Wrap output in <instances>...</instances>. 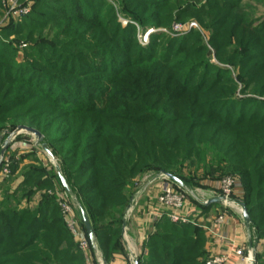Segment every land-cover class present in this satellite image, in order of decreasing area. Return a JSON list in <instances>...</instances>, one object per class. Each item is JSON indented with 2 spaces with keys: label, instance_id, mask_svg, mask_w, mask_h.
I'll return each mask as SVG.
<instances>
[{
  "label": "trees",
  "instance_id": "1",
  "mask_svg": "<svg viewBox=\"0 0 264 264\" xmlns=\"http://www.w3.org/2000/svg\"><path fill=\"white\" fill-rule=\"evenodd\" d=\"M124 1L128 3L125 11L135 14L144 27L168 24L165 20L172 18L171 13L164 15L165 20L161 16L172 6L170 3L157 0L147 6L142 4L147 2L143 0ZM131 2L141 3L132 6ZM71 3L74 13L68 15V20L71 25L78 23L75 33L80 34L81 25L88 27L91 21L81 15L83 3L76 0ZM234 5L230 3L229 11L215 23L219 20L230 26L231 35L237 40L243 42L248 38L243 44L248 47L247 54L239 60L245 91L254 89L259 96H264V31L255 27L253 33L245 32L250 28L246 22L248 15ZM0 7H3L2 0ZM176 11L179 16L188 10L177 8ZM131 29H134L132 25L121 34L118 31L114 38L117 44L106 46L107 50L101 45L88 50L84 59L89 67L84 66L85 70L76 68V65L86 62L77 63L74 59H71L69 68L61 66L62 73L83 76L76 78L79 86L66 85L57 76L51 87H43L50 89L52 95L56 91L52 99L59 105L64 102L59 96L62 91L74 95L75 99L65 102L74 112H37L28 120L25 110L20 112L25 106L21 87L32 82L25 78H11L14 81H10V76L0 78L3 79L0 87L10 79L6 81L9 86L1 96L0 132L6 130L9 122L15 125L14 128L16 124L34 126L46 136L51 129L61 130L52 137L44 136V146L53 148L59 169L76 201L88 214L107 261L120 251L123 217L134 180L146 171L164 170L181 178L191 188L190 181L195 179L198 171L196 166L205 170L208 167V153L219 170L213 169L204 178L217 179L215 173L218 172L239 175L237 178L243 192L240 201L252 218L258 240L264 239V117L253 119L241 115L235 118L230 109H226L228 107L218 108L216 112L212 109L217 100L230 94V85L235 83L228 76L229 72L207 63L206 48H191L182 42L175 49L178 42L173 46L174 40L157 48V45H151L154 37L148 46L142 47L136 44L134 37L129 41ZM115 31L114 27L104 29L101 34L95 33L94 39L111 44L103 37L112 38ZM241 31L243 38L239 35ZM128 43L137 48L134 53L126 50L133 54L132 58H114L116 56L110 54V49ZM215 48L218 53L219 45ZM78 49L81 54L83 49L81 46ZM3 54L0 50V59ZM233 55L237 57L238 54ZM2 68L5 67H1L0 72ZM161 71H164V81L157 87ZM111 72L112 77L103 74ZM80 79L86 81L82 83ZM103 82L108 83V91L102 88L105 87ZM93 84L97 90L90 88ZM47 85L50 86V82ZM84 87L88 88L87 92L82 91ZM112 87L116 88L113 90ZM121 88L130 92L118 93ZM51 103L49 105L53 106ZM10 112L16 113L10 117ZM40 148L34 149L38 151ZM26 157L29 155L20 160ZM186 162L190 170L184 172ZM19 167V162L14 159L9 175L0 186V264H87L84 250L75 240L59 206L58 193L65 195V190L58 168L50 162L44 164L40 161L26 165L21 172L23 181L11 191ZM193 167L196 168L194 172ZM2 169L3 165L0 172ZM39 190H45V193L37 205L31 207L30 202ZM49 190L53 194H49ZM63 197L70 200V196ZM211 206L198 205L204 210ZM154 226L157 230L145 241L146 252L139 260L140 264H205L208 258L201 228L172 223L168 219L155 222ZM168 226L180 235L173 254L167 241L176 238L166 230ZM190 230L194 233L190 234ZM100 249L98 252L102 254Z\"/></svg>",
  "mask_w": 264,
  "mask_h": 264
},
{
  "label": "rangeland",
  "instance_id": "2",
  "mask_svg": "<svg viewBox=\"0 0 264 264\" xmlns=\"http://www.w3.org/2000/svg\"><path fill=\"white\" fill-rule=\"evenodd\" d=\"M73 1L74 0H20V3L24 7H27L29 11L26 15L18 18L8 17L4 13V7H2V9L0 7V50H3L4 52L3 59H0V62H3V64H0V68L3 66L5 67L2 68L0 72V78H7L10 76V79L25 78L32 82L31 84L25 83V86L21 87L23 88L22 91L25 94L23 101L25 102V106L21 107L20 112H24L25 110L28 120L37 112H55V114L57 112H74L70 109V107H68V104L65 103L68 102V100L75 99L73 97L74 95H70L67 91H62L59 96L64 102L62 105H59L56 103L57 100L52 99V97L56 94V91L54 95H52L50 93V89L43 87H51L57 76H60V81L66 85L70 84L74 87L75 85L79 86V81H77L76 78H83V76L73 77L68 72L62 73L61 66L66 69L69 68L71 59H74L77 63L86 62L80 66L76 65V68L85 70V68H83L84 66L89 67V63L84 59V55L86 56V54H88V50H92L95 46L98 47L100 45L105 46L104 50H107L106 46L112 47L117 44L116 40H114L116 33L118 31L120 34L123 33L124 29L130 25H132L135 30L131 29V31H129L128 34L132 36L129 41H132L134 37L136 44L138 43V45L142 47L148 46L150 39L155 38L151 45H157V48L165 46L171 40H174L172 42L173 46L176 42H178L174 47L175 49L180 43L182 44V42L185 46L189 45L191 48H206L204 53L207 63L212 67L224 69L225 72H229L228 76H231L236 85V87L235 85H230L232 87L230 94H228L225 98L217 100L212 109L216 112L224 106L228 107L226 109H230L232 116L235 118L241 115H245L246 117H251L253 119L260 118L261 116L264 117V96H259L258 92L254 89L249 88L245 91L246 87L244 86L242 80L243 73L240 72L241 69L239 67V60L242 59V56L247 54L248 47L243 44L248 41V38L244 39L243 42L239 38L237 40L231 35L230 26H226V23L224 24L219 20L215 23V20L223 18L224 14L229 11L228 8H230V3H232L235 4L234 8L239 9V11L246 12L248 15V21L246 22H248L250 28H246L245 32L253 33L252 29L255 27L262 28L264 31V0H159L163 3L172 4L171 7L165 9L161 13L164 20L166 19L164 17L166 13H171L172 18L169 21L165 20L168 24L165 23L161 26L150 25L147 27H144V25L140 23V20L135 17V14H131L130 11H125L128 4L127 1L76 0L79 3H83L81 15L88 17L91 21L88 24V27L87 25L80 24V34L75 33V29L78 28V23L71 25V22L68 20V15H72V13H74V10L71 8V2ZM143 1H147L146 3L141 1L143 5L146 4L147 6H149L148 4H153V1L157 2V0ZM140 3L131 2V4H133L132 6H136ZM212 5L214 6L213 8H211ZM177 8L188 11L183 15L176 16ZM204 9L208 10L204 11ZM150 12L151 11H149L148 14H151ZM112 27L116 29L115 35L112 38L108 36L103 37L104 39L108 38L111 44L94 39L95 33L101 34V31L104 29L108 30ZM239 35L243 38L242 31ZM217 44L219 45L218 53V47L217 49L215 48ZM80 46L81 49H83L81 54L79 53L80 49H78ZM125 47L127 49H125ZM136 49V47H132V44L128 43L123 47H115L109 51L112 56H116L114 58H123L128 56L132 58L133 54L131 53L130 55V53H127L126 50H130V52L134 53ZM233 52L238 54L237 57L233 55L235 54ZM8 60H11V62H7ZM172 62H174V60ZM8 63H10V67H7ZM20 67V71H17ZM91 70L92 69H88V71ZM88 71L86 70V72ZM103 74H107V76L112 77L113 72L110 74ZM157 78L159 82L156 86L158 87L164 81V71H161ZM10 79H6V81ZM6 81L3 82V86L0 87V105L2 103L1 96L4 93V90L9 86ZM10 81L14 80L11 79ZM80 81L84 83L86 79H80ZM49 82L50 86L47 85ZM102 84L105 86L102 87L105 90L107 89L108 91L110 89V87L106 88V86H108L107 82H103ZM91 87H93V90H97L95 84L90 86V88ZM123 87L127 88L126 86ZM1 88L3 90H1ZM59 88L62 89L63 87L59 86ZM115 88L116 87H112L113 90ZM121 89L122 90H119L118 93L130 92L128 89ZM82 91L87 92L88 88L84 87ZM89 92H92L91 89H89ZM10 98H12V96ZM49 103L53 106L49 105ZM15 113L16 112H10V117H13ZM9 123L10 124L6 126V132L8 133L6 136L9 135V131L11 132L15 129V125L11 122ZM56 123H58V121ZM24 125L28 126V124ZM16 126L19 125L16 124ZM32 127L35 128L34 126ZM60 132L61 130L58 128L56 130L51 129V133H47V136L52 137ZM43 136L47 137L45 134H43ZM17 140L29 146H33V148H39V146L35 145V137L29 134H22L20 137H17ZM256 141L259 143L262 142L259 139ZM41 148L39 149L40 153L38 155L33 154L32 152L25 155H29V157L33 156L32 158H38L40 156L46 162L51 161L52 165L58 168L57 159L49 160L50 157L45 150L46 147L41 145ZM48 148L51 150L52 147L50 148L48 146ZM206 160L208 165L206 170L202 166H200V169L198 165L196 166L198 171L195 174V179L190 181L193 187L189 188V191L196 189L210 190L216 187V185H218L226 177L237 178L239 176L233 173L225 174L218 172L215 173V176H218L217 179H205L204 177L213 169L219 170L215 166V163H212L210 153H208ZM196 168L193 167L192 171L194 172ZM183 169L184 172L190 170L188 162L185 163ZM154 171H156V169L149 170L148 173L151 174L146 175L141 180L139 184L140 189H142L141 187L143 185L150 182ZM157 181L168 182L162 178ZM1 183L2 180L0 182V186ZM193 194L194 193H192V195ZM192 197L193 196H190L189 199H191V201H195ZM170 227L168 226L166 230L173 234L172 238H176L175 240L170 239L167 241L169 242V246H172L170 251L173 254V247H175V245L180 241L178 239L180 235L171 230ZM193 233L194 231L190 230V234ZM102 253L103 255L99 253L98 263L95 260V264H107L103 258V256L105 257L104 252ZM245 255H248V251H245ZM172 259L173 258L170 260ZM244 262V264H250L248 261Z\"/></svg>",
  "mask_w": 264,
  "mask_h": 264
},
{
  "label": "crops",
  "instance_id": "3",
  "mask_svg": "<svg viewBox=\"0 0 264 264\" xmlns=\"http://www.w3.org/2000/svg\"><path fill=\"white\" fill-rule=\"evenodd\" d=\"M6 134H8L6 130L0 132V149ZM31 152L37 155L40 153L39 150L36 151L33 148V146H29L23 142H19L17 140V137L11 142L2 163L4 168L6 161H8L10 165L13 163L14 159L19 162L20 167L11 183L12 185L11 191L17 188V186L23 181L24 177L21 172L24 166L30 164H38V161L47 164V162L43 160V158H41L40 156L38 158L36 157L32 158L33 156H31L24 158L22 161L20 160L21 157L25 156V154H30ZM1 172H0V182L2 180ZM148 172L149 171H146L145 173H143L134 180V185L132 186L131 189V195L135 191H139L140 193L138 195L136 204L134 205L129 215L125 229L122 226V233L119 244V248H120L119 253L114 254L109 261H107L103 256L107 264H133L134 258H137L139 261L146 252L144 246L145 241L147 240L150 234L155 233L157 230L154 224H152L149 221V219H150V214H152L155 210L154 205L156 204V199L158 195L161 193L162 188L166 182L164 181L158 182L157 180L160 178L153 180L155 173L153 172V176L150 182H148V184L143 185L141 187L142 189H140L139 184L142 178L145 177L146 175L151 174ZM55 188L57 189V186ZM56 191L58 192V190ZM43 193H45V190H41V191L39 190L38 192H36L33 200L30 202L31 207L37 205V203L41 200ZM48 193L53 194V192L50 190L48 191ZM64 194L65 195L63 194L60 195L65 197L70 196L66 192H64ZM242 194H243L242 187L240 186L238 189L235 190V193L233 195V198L236 201H238L240 204H242L240 201ZM70 201H73L71 196H70ZM73 203L75 210L72 220L75 221V224L74 227L72 228V232L75 234V240L78 243H80L82 240H87L90 243L85 226L82 224L83 221L80 211L81 205L78 203V201H76V203L75 201H73ZM190 203H191V208L192 210H195V214L197 215V219L200 223L199 224L200 226L197 227L201 228V230L204 233V237H205L204 250H205V254L207 255L206 259L209 258L210 256L225 253L229 251L231 248H241L245 251H249L250 243L252 244V246H255L256 245L255 243L257 242L256 245L257 264H264V239L258 240L255 230L251 229L247 225V223L244 220L243 214H241V212L235 210L234 208L233 209L225 208L221 204L212 205L211 207L204 210L198 207L199 204L197 203L196 200L195 201L190 200ZM22 204L25 205L26 200L23 201ZM220 214H224L225 219L221 224H218L217 219ZM98 248L100 249L99 244H98ZM100 251L102 252L101 249ZM84 253L86 255L87 264H95V260L98 263V255H99L98 250L95 251L90 245L89 248L84 250ZM260 255L261 258L259 257ZM244 263H245L244 260L237 257L235 254H232L229 257L228 264H244Z\"/></svg>",
  "mask_w": 264,
  "mask_h": 264
},
{
  "label": "built area",
  "instance_id": "4",
  "mask_svg": "<svg viewBox=\"0 0 264 264\" xmlns=\"http://www.w3.org/2000/svg\"><path fill=\"white\" fill-rule=\"evenodd\" d=\"M3 7L5 9L4 13L11 18H18L24 16L28 13V8L24 7L20 0H2ZM9 165L10 163L6 161L4 168L1 172L2 180L9 175ZM164 177L168 182L162 188L161 193L158 195L156 199V204L154 205V212L150 214L149 221L152 224L158 222L163 219H168L172 223L183 224V225H196L200 226L199 221L197 219V215L195 214V210H192L191 203L189 197L191 195L188 190L184 189L178 185L173 184L168 180L167 177ZM159 177V178H161ZM165 182V181H164ZM241 186V182L238 178L234 177H226L224 178L216 187L210 190H204L209 192L210 194L206 195L203 198H194L199 205H207L208 201L214 197H224L226 198L225 208H229L227 206L228 200H233L241 207V214H243V208L241 204L233 198L235 190ZM203 190V189H202ZM59 206L68 221V227L71 229L74 227L75 221L72 220L74 216V203L73 201L67 200L60 194ZM233 198V199H232ZM225 219L224 214H220L217 219V223L221 224ZM90 243L87 240H82L80 242V247L85 250L89 248ZM235 254L237 257L242 260H249L248 255H245V251L241 248H231L229 251L217 254L214 256H210L205 264H228L230 255Z\"/></svg>",
  "mask_w": 264,
  "mask_h": 264
},
{
  "label": "water",
  "instance_id": "5",
  "mask_svg": "<svg viewBox=\"0 0 264 264\" xmlns=\"http://www.w3.org/2000/svg\"><path fill=\"white\" fill-rule=\"evenodd\" d=\"M22 134H29L31 136H34L35 137V144L37 146L44 145V143H43L44 142V136L39 130H37L36 128H33V127L26 126V125H19L15 129H13L11 132H9V135L3 140L2 144H1V149H0V167H1L2 163H3L5 154H6L7 150H8L11 142L16 137H18V136H20ZM45 150L48 153V155L50 157V160L51 159L52 160L56 159L54 157L52 151L48 147H46ZM57 172H58V176H59V178L61 180V184H62L65 192L71 196L73 201L76 202V197L74 196V193H73L70 185L68 184L64 174L59 169V167L57 169ZM161 176L167 177L168 180L170 182H172L173 184H175V185H178V186H180V187H182L184 189H189V186L181 178L177 177L174 174L168 173V172H166L164 170L159 171V172H155L153 180L157 179V178H159ZM139 193H140L139 191H135L131 195V197L129 199V202H128V205H127V207L125 209L124 217H123V221H124L123 228L124 229H125L127 220L129 218V215H130L134 205L136 204V201H137ZM214 204H221L222 206H225L226 198H224V197H214V198H211L208 201V203H207L208 206L214 205ZM241 206L243 208V217H244L245 222L247 223V225L251 229L255 230L252 218L249 215V213L247 211V208L245 207L244 204H241ZM80 211H81L82 221H83V224L85 226V229H86L89 241H90V245L92 246V248L95 251H97L98 250V240H97V236H96V233L94 231V228L92 226V223L90 221V218H89L88 214L86 213V211L83 208L80 207ZM255 244L257 245V242ZM256 245L252 246V244L250 243V246H249L248 258H249V261L251 262V264H256V260H255L256 253H257ZM133 264H139V261H138L137 258L133 259Z\"/></svg>",
  "mask_w": 264,
  "mask_h": 264
},
{
  "label": "bare ground",
  "instance_id": "6",
  "mask_svg": "<svg viewBox=\"0 0 264 264\" xmlns=\"http://www.w3.org/2000/svg\"><path fill=\"white\" fill-rule=\"evenodd\" d=\"M53 163H54V161H53ZM162 179H164V177H161ZM188 192L192 195V193H194L193 194V196L194 197H196V198H203V197H206V195L205 194H207V195H209L210 193L209 192H207V191H204V190H198V189H196V190H193V191H189L188 190ZM227 206L229 207V208H231V209H235V210H237V211H241V207L236 203V202H234L233 200H228V203H227ZM246 261V260H245ZM248 262H250L249 260H247ZM250 264H251V262H250Z\"/></svg>",
  "mask_w": 264,
  "mask_h": 264
}]
</instances>
